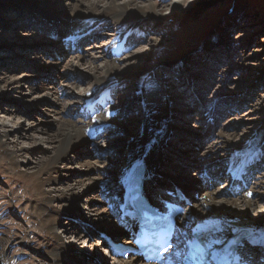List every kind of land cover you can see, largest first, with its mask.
<instances>
[{"label": "rangeland", "instance_id": "rangeland-1", "mask_svg": "<svg viewBox=\"0 0 264 264\" xmlns=\"http://www.w3.org/2000/svg\"><path fill=\"white\" fill-rule=\"evenodd\" d=\"M12 3L17 2L0 0L3 41L15 42L16 32L27 35V41L34 38L39 41L25 49L19 45L10 49L0 41V133L6 131L8 145L14 149L23 147L27 153L17 156L20 163L12 165L0 149V232L7 234L11 246L6 254L7 263L45 264L40 261L39 252L48 242L50 232L33 212L34 190L22 176V172L34 171L52 152L46 147L47 142H43L45 134L40 130L50 134L59 129L49 111L51 107L37 99L45 94L44 88L55 90L53 97L64 107L59 112L63 119L80 121L84 128H93L89 123L97 119L107 120L99 124L101 128L96 127L95 135L83 148L60 160L62 179L46 186L71 191L76 196L74 210L59 215L53 229L74 249L71 252L74 257L59 258L63 264H116V258L108 255V246L99 236L100 232L105 233L106 226L95 213L101 209L116 210L115 194L119 191L116 177L128 157L127 144L144 132V120L153 108L164 109L165 131L175 135H168L166 144L159 149L166 165L158 173L169 174L167 184L190 182L201 175L196 179L197 187L203 179L211 187L209 190L227 199L221 192L229 189L230 181H226L223 173L231 165L229 159L235 145L258 143L261 151L264 150V0H134L127 4L129 8L145 6L146 9L152 4L155 9V18L138 26L140 33H118V36L116 22L91 21L86 31L98 26L93 39L82 40L76 48H72L69 39L62 46L50 39L48 34L52 30L48 26L45 30L50 32L40 34L38 18L32 27L27 26L26 11L15 10L18 7ZM66 27L59 25L57 30L69 33ZM126 36H130V44L119 54V59L114 58L113 52L117 55L114 38L122 41ZM70 47L82 53L64 51ZM53 49L65 54L63 58H57ZM76 55L84 56L77 68L80 73L76 69L71 70L74 73L64 72L62 63L73 65L72 58ZM33 60L36 65H32ZM110 61L117 66L114 73L118 82L110 92V101L90 112L86 109L85 96L96 89L94 78L105 75L102 65ZM12 81H19L20 87L13 88ZM38 84L43 89H29ZM153 90L152 96L149 92ZM171 99L174 103L169 102ZM213 106H218L216 113L207 117ZM100 108L106 111L100 114ZM208 119L216 121L215 129L206 131ZM172 125L173 129L169 127ZM78 161L91 163L89 174L93 179L86 176L88 170ZM247 172L251 180L239 191L245 192L231 199L235 202L243 197L252 199L253 210L247 216L264 219V151ZM79 180L84 182V187ZM160 181L162 185L165 183L161 178ZM242 200L230 215L236 218L244 215ZM64 202L53 201L52 206L57 211ZM209 211L208 206H203L201 210L198 208L197 215L206 216ZM181 218L189 224L188 215ZM111 219L115 221L114 216ZM121 232L122 229L118 234ZM228 233L225 231V236L231 235ZM251 247L256 250L251 261L264 264V245Z\"/></svg>", "mask_w": 264, "mask_h": 264}, {"label": "bare ground", "instance_id": "bare-ground-1", "mask_svg": "<svg viewBox=\"0 0 264 264\" xmlns=\"http://www.w3.org/2000/svg\"><path fill=\"white\" fill-rule=\"evenodd\" d=\"M15 1L19 4L18 5L17 3H12L13 6L18 7L15 10L21 11V9H24L27 13L24 14V19L28 22V24L26 23L27 26L32 27L33 22H35V20L38 18L39 23L37 31L40 32V34L45 33V27L48 26L50 31L52 30V33L49 31L50 35L48 34L49 32H46L50 39L58 42L60 46L64 44L66 39H69L73 42V44L76 43L74 44L75 46H72V48L81 45V43L79 44V42H82V40L84 41L93 39V32L98 30V26L95 28L90 27L91 31H86V28L89 27L88 23L90 24L91 21L112 20L113 22H116V34L119 36L120 34L128 35L140 33V30H138V26L142 24L144 25L146 21L155 18V9L154 5L152 4H149L146 9L145 6L143 8L139 6H136L134 9L129 8L127 4L130 2H134V0H123L124 2H120V0ZM102 2H104V4H101ZM10 4L11 2H9L8 5ZM63 24L65 25V27L67 26L66 28H68L70 34L67 33L68 31L66 33H59V31L57 30V26ZM1 35L2 33L0 34L1 43L4 45H8L10 49L12 47L16 48V45H19V48L25 49L30 43H35L39 41L35 38L27 41L25 39L27 35L22 34L20 32H16L15 34V39L18 42L16 40L15 42L13 40L3 41L4 37L3 35ZM130 36H126L125 38L123 37L122 41L120 40L121 38H114L113 44L117 41L114 45V47L116 48L115 51L117 55H115L112 51L114 58H118L119 54L126 50L127 44H130ZM135 44H137V42ZM72 48L70 47L69 49H65L64 51L68 53H82H79V51L77 52ZM53 50L56 53L57 58L59 59H62L65 55L59 54L58 50ZM26 59L30 60L28 55H26ZM83 60V55H76L72 58L73 65L69 62L62 63L64 72L70 71L71 73H74V71L71 70L76 69L75 72L80 73L77 68L81 65ZM32 62V65H36L37 63L34 60ZM102 66L105 67V75L103 77L99 76L94 78V83L95 85H97V87L95 90L89 93L87 91L88 94L85 96L87 102L86 104L88 105L86 109L90 112H93L94 109L98 107V105H100L101 107L104 102L110 101V92L112 91V88L115 87V83L118 82V79H116L117 75H115L114 73V70L116 71L117 68L116 64L110 61V63H105ZM94 70H97L96 66H94ZM10 85L13 88H19L20 82L12 81ZM189 85L191 87L190 83ZM29 87L30 90L43 89L41 84ZM44 89L45 94L38 95L37 99L41 100L42 103L51 107L49 111H51L54 115L55 120L57 121L56 127H58L59 129L58 132L56 131L50 134L47 132L45 133L44 130H40L41 133L45 134L44 137L46 139L42 137V139L44 140L43 142H47L48 145H46V147L51 148L52 152H50V154L46 157L43 162L37 165V168L34 171L22 172V176L24 175L26 179L29 180L31 188L34 190L33 194L35 195V202L32 205V210L36 214L44 228L49 230L50 232L49 236L46 238L48 242L44 245V248H42V250L39 252V256L41 258L40 261H44L45 264H63V261H60L59 258L66 257L68 260V258L74 257V255L71 254V252H74V249L70 243H65L59 235L53 233V229L55 228L58 222L57 220L59 215H68L71 213L70 211L74 210V201L76 196L71 191H58L56 188L47 189L46 186L48 184L55 185L60 179H62V170L59 168L58 165L60 160L69 158L70 154L75 153V151L79 150L80 147L83 148L88 142V140L93 138L97 128L99 129L102 127L98 126L106 123L107 120L102 118L95 120L92 124L89 123L90 126L93 125L95 128L93 126V128L87 126L86 128H90L88 130L82 127L80 121L65 120L61 117V114L59 113L62 109H64L63 105L59 101H57L55 97H53V95L55 94V90H51L48 87ZM102 92L104 94H101ZM149 93H152L153 96V93H155V91L153 90ZM172 100L173 99L169 100V102L174 103V101ZM147 103L148 102L145 103V107L148 105ZM167 105L168 103L166 102V106ZM217 108L218 106H213L209 113V116L207 117H212L213 112L216 113ZM99 110L100 114L101 112L106 111V109L102 110L101 108ZM163 110V108H158L156 110L153 108L152 110H150L151 112L146 116L147 118L144 120V132L131 142L128 141L129 143L126 147L128 157L126 158V161L122 166V172H120L116 177L119 183L123 180L126 181L125 174L126 172L128 173L131 166L135 162L144 161L146 164V175L149 176V178L147 177L146 181L143 183V188L146 193H151V191H157L161 193V191L167 190L171 186H177L178 183L181 189L187 194V196L192 198V202L194 203L193 200L196 201L198 199V197L196 198V191L198 193L199 190L202 191V194L200 195L201 200L198 199L199 201H196L194 203L195 206L188 208V210L186 211L185 215H188L189 219L191 218L190 220L187 219L189 224L185 222V219H182L181 217L178 218L176 224V243L174 248L170 251V254H172L173 258L168 261H162L159 264H177L176 257L182 250L181 242L186 243L194 233H201L203 235H206L210 244H214L216 242H218L217 244H219L224 243L228 238L227 236L226 239L223 238L225 236V231H228V234H232L233 236L241 230L249 232L247 237L242 241V244L239 246L241 253L247 259H249V257L254 256L253 252L256 251L253 247H251L252 245L255 246V244L253 243L264 244V219H252L247 216V212L253 210V201L252 199H247L245 197H243V200L240 199L242 200L241 206L243 208L244 215L238 218L234 217L233 215H230V212L237 208L239 206L238 202H240V200L235 202L231 198H235L241 193L245 192L239 191L240 189H245V187L248 186L251 180L250 173L247 172V169L251 165H253L254 161L258 160L259 155L264 150L262 149L261 151L260 145H257L258 143H249L248 145L244 146H241V144L235 145V147L233 148V153L229 159L231 165L228 171H225L223 173L224 177L226 178V181L234 183L232 185L233 187H231V190H233L232 192H221L227 199L221 198V196L219 194H216L215 191L209 190L211 187H209L208 183H203V179H201V183L197 187L196 184H198L199 181L196 179H198L199 177L201 178V175L199 177L197 176L195 180H192L190 182L178 181L174 182L173 184H167L166 179L168 178L169 174L158 173L159 171L161 172V170L164 169V165H166L163 164V158L159 153V149L166 144L165 138L168 135L172 134L169 133V131H165V127L163 126ZM152 113L155 116L154 119ZM95 116L96 115L92 116L90 122L93 121L92 119L95 118ZM215 124V120L213 122L211 121V119H208V124H206L205 126L206 131L215 129ZM169 127L173 129V125ZM83 128L86 130H83ZM84 132L86 133L84 134ZM8 136L9 134L6 133V131H1L0 149L2 152H4V154L8 156L9 163H11L12 165L19 164L20 162L17 159V156L18 158L19 156L23 157L27 153L24 151L23 147L14 149L9 146V141L7 138ZM26 136L29 137L30 135L26 134ZM172 136L175 137L174 134H172ZM163 137L164 139L162 140ZM87 157H89V155ZM186 159L188 158L186 157ZM77 163H82L81 165L85 166L86 170H88L86 176L89 177V179H93L92 175L89 174V170H92L91 163L84 161H78ZM204 169V171H206L207 168L204 167ZM160 178L165 181V185L161 184ZM81 181L82 180H79L78 182L83 185L84 182L82 183ZM89 184L91 185H89L90 187H93L94 185L92 180L89 181ZM194 187H197V189L195 190ZM118 194H120V192H117L115 195ZM161 195L163 196V194ZM53 201L65 202L61 204V209L56 211V208L52 206ZM97 201V203H100V200ZM121 201V197L115 198V211H118V206L120 205ZM203 206H208L210 208V211L207 213L206 216H198L197 210L198 208H200L201 210ZM115 211L112 209H101L95 213V216H98V221L102 222V224L106 226L104 229V234L107 237L119 236L125 230V227L120 224L118 217L117 219L115 218ZM90 213L88 214V217H90ZM118 215L119 212L117 216ZM112 216H114L115 221L111 219ZM120 229H122V232L118 234V231ZM82 237L80 236L79 239H82ZM7 239V234H3L0 232V264H9L6 260V254L11 246ZM102 242L104 243L106 241L102 238ZM125 243L129 244V241H125ZM111 254L112 253L109 251L108 255L112 256ZM115 258L116 264H144L140 258H134L131 256L127 258ZM257 262L258 261H254L252 262V264H256ZM102 264H104V262H102Z\"/></svg>", "mask_w": 264, "mask_h": 264}, {"label": "water", "instance_id": "water-1", "mask_svg": "<svg viewBox=\"0 0 264 264\" xmlns=\"http://www.w3.org/2000/svg\"><path fill=\"white\" fill-rule=\"evenodd\" d=\"M169 178V177H168ZM118 236H108V241H116L118 240Z\"/></svg>", "mask_w": 264, "mask_h": 264}, {"label": "snow or ice", "instance_id": "snow-or-ice-1", "mask_svg": "<svg viewBox=\"0 0 264 264\" xmlns=\"http://www.w3.org/2000/svg\"><path fill=\"white\" fill-rule=\"evenodd\" d=\"M171 246H172L171 244L168 245V247H171ZM166 250H167V249H166ZM198 251H202V250H199V249H198ZM213 255H214V254H213ZM199 258H200V257H198L196 254H193V256H192V259H194V260H195V259H199Z\"/></svg>", "mask_w": 264, "mask_h": 264}]
</instances>
